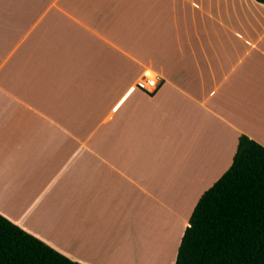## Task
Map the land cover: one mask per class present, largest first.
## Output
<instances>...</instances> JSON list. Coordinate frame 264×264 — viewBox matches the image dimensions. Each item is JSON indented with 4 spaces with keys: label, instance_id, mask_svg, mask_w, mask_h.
Wrapping results in <instances>:
<instances>
[{
    "label": "crops",
    "instance_id": "crops-1",
    "mask_svg": "<svg viewBox=\"0 0 264 264\" xmlns=\"http://www.w3.org/2000/svg\"><path fill=\"white\" fill-rule=\"evenodd\" d=\"M242 134L264 146V4L0 0V214L70 260L174 264Z\"/></svg>",
    "mask_w": 264,
    "mask_h": 264
},
{
    "label": "trees",
    "instance_id": "trees-1",
    "mask_svg": "<svg viewBox=\"0 0 264 264\" xmlns=\"http://www.w3.org/2000/svg\"><path fill=\"white\" fill-rule=\"evenodd\" d=\"M0 264L80 263L0 214ZM174 264H264V146L238 137L231 165L196 202Z\"/></svg>",
    "mask_w": 264,
    "mask_h": 264
},
{
    "label": "built area",
    "instance_id": "built-area-1",
    "mask_svg": "<svg viewBox=\"0 0 264 264\" xmlns=\"http://www.w3.org/2000/svg\"><path fill=\"white\" fill-rule=\"evenodd\" d=\"M161 78L159 76H151V77H145L141 81V87L148 93L153 92L158 83L160 82Z\"/></svg>",
    "mask_w": 264,
    "mask_h": 264
},
{
    "label": "rangeland",
    "instance_id": "rangeland-1",
    "mask_svg": "<svg viewBox=\"0 0 264 264\" xmlns=\"http://www.w3.org/2000/svg\"><path fill=\"white\" fill-rule=\"evenodd\" d=\"M151 224H152V221H151ZM159 238V237H158ZM156 243H159L156 239L155 240H152L151 241V245L152 244H156ZM165 246L167 247L168 246V238H167V241H166V243H165ZM170 246V245H169ZM172 246V245H171ZM171 246L168 248L169 250H168V256L170 257V260H171V258L173 257V253H174V249H175V247H172L171 248ZM163 249H164V247H163ZM171 249V250H170ZM152 250L153 251H157V252H159V253H161L162 252V248L161 247H154V246H152ZM166 259H167V256H166ZM166 264H168V263H166Z\"/></svg>",
    "mask_w": 264,
    "mask_h": 264
}]
</instances>
